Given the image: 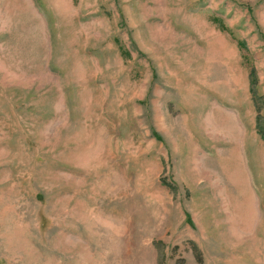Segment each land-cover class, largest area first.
Segmentation results:
<instances>
[{
    "label": "rangeland",
    "instance_id": "1",
    "mask_svg": "<svg viewBox=\"0 0 264 264\" xmlns=\"http://www.w3.org/2000/svg\"><path fill=\"white\" fill-rule=\"evenodd\" d=\"M0 264H264V0H0Z\"/></svg>",
    "mask_w": 264,
    "mask_h": 264
},
{
    "label": "trees",
    "instance_id": "2",
    "mask_svg": "<svg viewBox=\"0 0 264 264\" xmlns=\"http://www.w3.org/2000/svg\"><path fill=\"white\" fill-rule=\"evenodd\" d=\"M239 45V44H238Z\"/></svg>",
    "mask_w": 264,
    "mask_h": 264
}]
</instances>
